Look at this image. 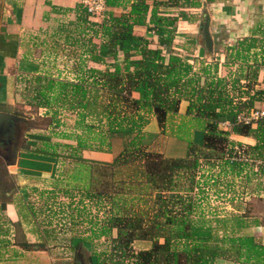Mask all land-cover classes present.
I'll use <instances>...</instances> for the list:
<instances>
[{
    "label": "crops",
    "instance_id": "crops-1",
    "mask_svg": "<svg viewBox=\"0 0 264 264\" xmlns=\"http://www.w3.org/2000/svg\"><path fill=\"white\" fill-rule=\"evenodd\" d=\"M196 1L199 6L165 9L178 15V20L177 34L172 45L163 49V55L166 59L171 53L179 55L192 65V73L200 76V84L219 82L232 105L248 106L251 96L256 97L259 90H264V0ZM78 3V0H0V111L17 115L22 118L19 122L26 125L40 117L48 118L44 126L28 124L25 127L22 145H9L5 141L0 145L5 152L12 146L17 149L13 163L5 164L4 161L15 185L13 183V188L5 193L8 200L4 202L5 207L0 209V224L8 227L6 238L12 243L2 250L0 260L18 259L21 252L29 249L22 246L28 243L30 247H65V253L59 256L53 251L51 255L43 253L48 255L47 260L72 259L82 263L86 258L91 264H97L92 253L93 244L108 241L109 237L116 235L115 228L106 235L100 232L106 228L107 219L116 209H110L109 198L100 200L89 183L90 179L93 181L89 165H111L137 132H112L108 149L77 148L74 138L80 129L73 125L75 114L61 110L57 116L59 124L55 125L51 112L26 102L22 82L23 76L45 72L59 78L75 77L71 69L79 62L78 46L68 44L64 40L65 32L59 31L58 27L75 19L74 8ZM204 8L209 14L213 42L211 50L205 46L200 29L199 21ZM112 10L118 15L127 7ZM99 19L101 17L92 18ZM42 32L44 40L42 38L41 42H37ZM135 33L150 41L153 39L152 32L146 30L145 26L135 27ZM72 36L78 38L74 32ZM36 49H39L38 57L35 56ZM119 63L116 61V64ZM88 65L105 68L93 61H88ZM260 97L264 98V95L261 93ZM262 102H257L256 107ZM187 104L188 101L182 100L179 110L167 115L163 130L158 127L157 130L148 131L145 125L141 132V143L147 150L167 157H180L185 154L189 142L197 146L203 144L207 114L201 117L195 110L187 113ZM250 108L253 106L238 113L247 112ZM228 116L231 114L222 117ZM153 121V115H150L147 124ZM218 126L231 130V127L225 129L219 123ZM229 138L241 144L244 152H248V147L256 143L252 136L232 132ZM256 160H261V163L236 162L234 167L229 168L228 165L223 166L222 159H201L193 175L180 172L175 176L173 190L162 192V196L173 198L176 193L187 196L192 219L202 215L206 219H213L207 218L208 213H216L212 209L223 211L224 215L227 214L226 210H230L227 212L236 214L230 217H243L244 225L237 233L252 235L256 240L259 234L264 233V227L247 216L252 213L249 202L264 198V158ZM139 179L141 181L142 177ZM130 189L123 194L111 193V196L113 200L118 197L122 201L124 198L127 208L131 199L136 201L141 197L140 210L148 211L149 203L141 204L142 198H152L147 195V188ZM210 198L220 200V204L212 207ZM136 204L133 206L137 207ZM254 230L259 232L255 234ZM159 241L162 242V238ZM150 245V240L133 243L136 250L146 249ZM213 264L236 263L216 258Z\"/></svg>",
    "mask_w": 264,
    "mask_h": 264
},
{
    "label": "trees",
    "instance_id": "trees-1",
    "mask_svg": "<svg viewBox=\"0 0 264 264\" xmlns=\"http://www.w3.org/2000/svg\"><path fill=\"white\" fill-rule=\"evenodd\" d=\"M104 2L108 9L101 19L92 20L78 3L74 8L75 19L58 27L65 32L64 40L68 44L78 46L79 62L71 69L75 77L59 78L49 72L22 77L26 102L51 112L55 125L59 124L57 116L61 110L75 114L73 125L80 129L74 138L77 148L108 149L112 132H137L111 165H89L93 173V181L90 179L89 183L100 200L109 198L110 209H116L107 219L106 228L100 231L106 235L115 228L116 235L93 244L97 264H213L216 258L229 259L236 264H264V244L252 235L237 233L244 225L243 217L206 219L202 215L192 219L187 196L179 193L173 198L162 196V192L173 190L175 176L180 172L193 175L201 159H222L223 166L234 167L236 162L225 159L226 154L233 155L236 145L229 138L231 132L252 136L256 143L245 153L254 159L264 158V121L255 126L234 123L230 131L218 126L224 114L235 116L264 101L260 97L264 90H259L256 97L252 95L248 106H235L219 82L200 84V76L192 73V65L182 57L171 53L165 58L163 49L172 45L178 20V15L165 9L199 6L198 1ZM124 6L126 11L114 14L113 8ZM137 26H145L152 32L153 39L150 41L135 33ZM72 32L78 34V38L72 36ZM88 61L105 68L89 66ZM182 100L188 101L187 113L195 110L201 117L207 114L203 144L197 146L189 142L180 157L147 150L141 143V132L150 115L163 130L167 115L176 113ZM4 141L7 142L2 140L0 145L5 144ZM1 166L10 181L11 175L4 163ZM1 184L0 196L13 188V182ZM142 186L152 197L142 198L141 204L149 203L148 211L140 210L141 197L136 201L131 199L127 208L124 198L113 200L111 196V193H127L130 188L139 190ZM1 203L0 209H3L5 203ZM135 204L137 207L133 206ZM8 233V227L0 224V235L4 236L0 237V254L12 244L6 238ZM137 240H150L151 245L136 250L133 243ZM22 246L30 247L28 243Z\"/></svg>",
    "mask_w": 264,
    "mask_h": 264
},
{
    "label": "rangeland",
    "instance_id": "rangeland-1",
    "mask_svg": "<svg viewBox=\"0 0 264 264\" xmlns=\"http://www.w3.org/2000/svg\"><path fill=\"white\" fill-rule=\"evenodd\" d=\"M207 10L204 8L202 9V16H200V21L199 22H203V18L205 13ZM209 15V14H208ZM207 30L210 32V25L208 23V28ZM50 33V32H49ZM43 32L41 33V36H39L40 38H38L37 42H41L40 40H44V36ZM211 35V34H210ZM50 40V37H47ZM202 40L204 41V38H202ZM39 44V43H38ZM205 44V43H204ZM40 45V44H39ZM43 46V43L41 44V47ZM35 56L38 57L39 56V49L35 50ZM20 111H23L22 108H19ZM34 111V110H33ZM29 112V111H26ZM29 113H27L28 115ZM48 122V118H43L40 117L39 119H35L34 121L31 120L28 124L30 125H39V126H44L46 125ZM27 124V125H28ZM24 122H17L14 123V125L12 126L10 132H8L4 137V140H6L9 145L10 144H16V145H22L24 143V129L27 126ZM147 125V130H157L158 129V125L156 123V121L154 120L153 122H151L150 124H146ZM10 160V154H9V149L8 151H3L2 149H0V185L2 186L1 183L4 184V182L7 183H14L15 185V181L13 180V177H10V182L8 180V177L5 176L3 174V170H2V166L1 164L4 163L5 164L7 161ZM7 167V166H6ZM211 199V203H213V205H211L212 207H214L215 205H219L220 200H217L216 198H210ZM229 198H227L226 200H228ZM8 200V196L6 195H1L0 196V201H7ZM221 202H223V200H221ZM248 206H250V213L249 215H247L248 217L250 216L249 220H255V223L264 227V198H257L254 201H250ZM215 210V214H210L208 213L207 218L209 217H214V216H218V217H226V216H232V215H236L234 213H228L227 211L230 210H226V213L224 215L223 211L221 212H217L218 209H212L211 211L213 212ZM205 216V215H204ZM206 217V216H205ZM253 218V219H251ZM255 231V230H254ZM256 232L259 231H255ZM256 241L262 243L264 242V233L263 234H259L256 237ZM62 248V249H61ZM47 247V246H41V245H37V246H31L29 247V249H25L24 252H21L20 257L18 259H9V258H2V260H0V264H91L86 258L85 260H83L82 263H78L75 262L74 260L72 261V259H70L69 261L66 260H47L46 257H48V255L46 256V254H43L45 252H47L49 255H51L50 253H52L51 251H53V254H57L56 256H59L62 253H65V247ZM20 249H17V251H19ZM21 251V250H20ZM81 252V250H80ZM76 253V252H75ZM79 253V252H78ZM77 254V253H76ZM80 256H82V253H80Z\"/></svg>",
    "mask_w": 264,
    "mask_h": 264
},
{
    "label": "built area",
    "instance_id": "built-area-1",
    "mask_svg": "<svg viewBox=\"0 0 264 264\" xmlns=\"http://www.w3.org/2000/svg\"><path fill=\"white\" fill-rule=\"evenodd\" d=\"M78 2L86 9V12L90 17H102L105 11L104 0H78ZM264 121V101L258 107L250 108L247 112L237 113L235 116L222 117L219 120V124L223 128H230L234 123H244L248 125L255 126L258 122ZM234 153L232 156L225 155V159L229 162H255V164H260L261 160H256L249 158L245 152L244 147L239 145H234Z\"/></svg>",
    "mask_w": 264,
    "mask_h": 264
},
{
    "label": "water",
    "instance_id": "water-1",
    "mask_svg": "<svg viewBox=\"0 0 264 264\" xmlns=\"http://www.w3.org/2000/svg\"><path fill=\"white\" fill-rule=\"evenodd\" d=\"M208 23H209V15L208 13L207 14L205 13L203 22L200 24V29L203 33L205 46L207 47L208 50H211L213 42L210 32L207 30ZM21 119L22 118L18 117L15 114L5 111H0V140H3L5 138L4 136L8 132H10L14 123L19 122ZM16 152H17L16 146H12L9 148L10 160L7 161V164H11L14 162V159L16 157Z\"/></svg>",
    "mask_w": 264,
    "mask_h": 264
}]
</instances>
